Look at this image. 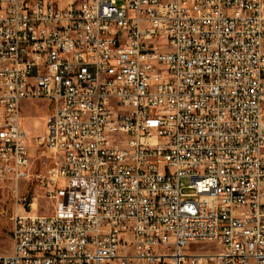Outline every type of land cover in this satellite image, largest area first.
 I'll return each instance as SVG.
<instances>
[{
	"label": "built area",
	"instance_id": "built-area-1",
	"mask_svg": "<svg viewBox=\"0 0 264 264\" xmlns=\"http://www.w3.org/2000/svg\"><path fill=\"white\" fill-rule=\"evenodd\" d=\"M38 150L0 264H264V1L0 0V183Z\"/></svg>",
	"mask_w": 264,
	"mask_h": 264
},
{
	"label": "rangeland",
	"instance_id": "rangeland-1",
	"mask_svg": "<svg viewBox=\"0 0 264 264\" xmlns=\"http://www.w3.org/2000/svg\"><path fill=\"white\" fill-rule=\"evenodd\" d=\"M51 108L52 102L47 99H32L23 102L22 124L30 139L33 140L42 134L45 118ZM33 154L34 177L30 181H21L18 192H15L9 185L0 183V254L12 251V216L17 209L29 210L30 207L26 204L35 201L37 212L46 213L52 210L50 202L43 196L39 179L36 177L46 171L49 163L44 164V158L39 150L34 151Z\"/></svg>",
	"mask_w": 264,
	"mask_h": 264
}]
</instances>
